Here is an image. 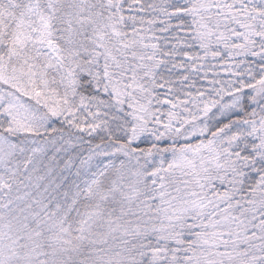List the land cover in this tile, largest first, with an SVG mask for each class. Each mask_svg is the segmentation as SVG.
<instances>
[{"label":"snow or ice","instance_id":"obj_1","mask_svg":"<svg viewBox=\"0 0 264 264\" xmlns=\"http://www.w3.org/2000/svg\"><path fill=\"white\" fill-rule=\"evenodd\" d=\"M0 264H264V0H0Z\"/></svg>","mask_w":264,"mask_h":264}]
</instances>
